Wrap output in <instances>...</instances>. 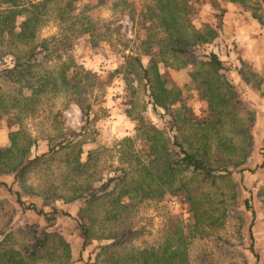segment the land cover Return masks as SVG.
I'll use <instances>...</instances> for the list:
<instances>
[{"label": "rangeland", "instance_id": "rangeland-1", "mask_svg": "<svg viewBox=\"0 0 264 264\" xmlns=\"http://www.w3.org/2000/svg\"><path fill=\"white\" fill-rule=\"evenodd\" d=\"M69 1L75 9L68 23L58 26L49 21L39 30L38 39L50 41L47 50L37 56V70L40 76L52 79L62 66H68V74L76 73V80L81 82L82 103L91 107L85 116L80 105L66 104V96L57 85L56 90L40 97L37 109L29 116L0 108V146L10 144L9 134L20 123L23 131L18 136L27 138L31 155L50 148L56 151L33 167L20 184L12 182V175L0 176L6 184L0 186V230L9 227V241L17 247L28 242L31 226H45L41 216L17 205L14 193H18L25 204L33 203L45 212L55 207L69 214L56 218L49 229L70 244L68 264H129L131 257L145 248L167 246L170 238L179 237L174 233L178 229L182 231L180 246L187 253L189 264H264V27L254 17L259 12L226 4L218 23L216 11L205 4L186 22L180 18L174 28L180 29L181 23L187 34L194 28L210 42L196 49V57L184 68L166 74L165 89L156 96L138 85L130 66L122 62L123 55L138 52L143 38L139 15L154 0ZM209 52L218 55L224 69L215 71L207 65L204 54ZM141 62L147 67V57H142ZM10 63V55H0V67ZM238 70L245 74L242 78L234 77ZM202 81L204 86L200 85ZM193 86H198L199 93ZM27 94L30 91H21L19 84L0 77V103L7 109L14 99L20 101ZM197 94L206 97L202 100ZM183 105L193 114L211 116L215 121L211 129L200 135L183 125L187 130L186 143L204 150L215 166L230 172L218 180L217 188L201 184L189 174L177 176L171 184L173 190L185 184L183 189L193 197L198 222L192 219L185 192L169 194L170 190H166L163 197L153 198L127 196L125 202L130 203V208L119 221H125L135 233L109 252L101 251L99 246L110 241L95 237L82 247L75 233L78 200L73 197L86 184L99 186L109 177L123 174L119 149L124 137L133 139L134 149L144 164L153 162V147L134 135L139 118L171 141L176 131L172 119L182 113L179 109ZM162 106H168L169 111ZM57 111L62 117L54 119ZM62 139L64 143L83 142L81 160L91 151L89 173L76 174L71 169L66 162L68 151L58 150ZM124 187L121 183L115 191ZM52 192L58 194L56 201L46 198ZM245 200L250 208L245 206ZM109 209V197L93 206L96 237L106 234L103 230L109 224L112 226L104 217ZM223 209L227 218L221 223ZM250 235L257 259L248 249ZM57 256L49 249L35 264H64L65 260Z\"/></svg>", "mask_w": 264, "mask_h": 264}, {"label": "trees", "instance_id": "trees-1", "mask_svg": "<svg viewBox=\"0 0 264 264\" xmlns=\"http://www.w3.org/2000/svg\"><path fill=\"white\" fill-rule=\"evenodd\" d=\"M154 0V4L146 5L143 12L139 15L140 30L143 31L142 40L139 44L138 52L130 55H123L122 62L130 66L138 85L148 88L149 92L158 95L165 89L167 82L166 74L171 71H178L184 68L191 60L196 57V49L210 42L199 30L192 29L190 34L174 25L181 20L186 22V18L198 12L203 5L216 11L214 17L221 23L225 13L226 4H233L239 9L258 11L255 19L259 25L264 27V0ZM69 0H0V55H10V65L0 67V77L13 83L19 84L21 91L26 89L30 94L22 96L21 100H13L10 108H6L0 103V108L16 110L17 113L31 115L37 109L39 99L43 94L50 90H56L57 85L66 96V104L76 103L80 105L85 116L88 115L90 105L82 103V93L80 81L76 80V73L68 74V66L61 67L60 72L52 79L40 76L38 73V59L40 52L47 50L48 39L39 40V30L49 21H54L58 26H62L71 20L74 11ZM132 16V14H130ZM133 18V17H132ZM147 24V26H145ZM187 25H190L187 23ZM191 26V25H190ZM213 32L211 30V34ZM211 36V38H212ZM78 35L74 38L77 39ZM207 58V65L215 71L224 69L218 55L214 52L204 54ZM142 57H147L148 65L144 67L141 62ZM117 70H115L116 72ZM245 75L241 70L236 71L234 77L242 78ZM205 82H200L204 86ZM186 83L184 84V86ZM190 87V86H189ZM193 90L199 93L198 86H193ZM205 93L207 90L204 91ZM200 99H205L206 94H197ZM168 107V106H167ZM165 108L166 111L168 108ZM181 114H176L172 119V125L176 131L171 136V141L163 137L161 132L146 122L142 117L139 118V126L135 129V136L149 143L154 149L155 160L150 163H143L134 149V142L131 137H124L120 144L119 160L124 168L123 174L109 177L99 186L86 184L73 199L78 200V210L75 215V233L81 240L82 247H85L91 237L107 242L99 246L101 251H112L129 234H134L131 226H127L125 221H119L122 213L129 209L130 203L125 202V197L134 196L135 198H153L154 196L163 197L166 190L169 194L178 192L183 195L185 190L177 186L174 190L171 184L182 174H189L198 179L201 184L210 187H218V180L229 175V171L215 166L204 150L193 149L191 144L185 141V128L191 129L193 134H202L214 126V119L211 116L193 114L190 108L185 105L180 107ZM211 114L210 109L207 110ZM207 114V115H208ZM61 116V112L54 114V119ZM60 125L62 122H58ZM9 134L8 146H0V176L12 175L13 183L23 182V178L29 174L36 165L51 158L56 151L53 148L39 155H31L30 145L26 137H19L23 130L19 128ZM58 142V150L68 151L66 162L76 174L89 173L92 169L90 163L91 151L88 152L86 159L81 160L82 144L81 140ZM226 171V172H225ZM225 172V174H221ZM123 183L124 188L115 191L116 187ZM5 186L0 180V186ZM10 190V188H9ZM11 191V190H10ZM15 194V202L23 211L30 210L41 216L45 226L41 229L31 226L29 228L30 237L28 242L21 243L14 247L9 241V227L0 230V264H35L41 255L47 250L53 254L57 253L59 259H64V264H68L70 257V244L66 242L56 231L49 230L52 223L58 217H69L66 211H61L51 207L49 212L35 206L33 203L25 204L18 193ZM49 195V196H48ZM46 198L53 197L56 201L58 194L52 192ZM109 197V210L104 212V217L109 224L103 231L106 234L97 236L95 234V219L92 213L93 206L98 202ZM185 197L192 210V219L198 222V216L193 205V197L185 192ZM245 206L247 201H244ZM227 218L225 209L220 213L221 223ZM119 221V223H117ZM210 222V220H207ZM248 233L250 228L248 226ZM179 237L170 238V243L160 249L145 248L138 254L131 257L129 264H189L187 253L183 251L182 231L174 230ZM252 236H249L248 249L257 259L254 251ZM55 244V246H51ZM58 250L60 252H58ZM51 258L50 254H47Z\"/></svg>", "mask_w": 264, "mask_h": 264}]
</instances>
